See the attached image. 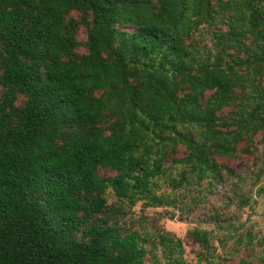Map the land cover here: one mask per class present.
Returning <instances> with one entry per match:
<instances>
[{"label": "trees", "instance_id": "trees-1", "mask_svg": "<svg viewBox=\"0 0 264 264\" xmlns=\"http://www.w3.org/2000/svg\"><path fill=\"white\" fill-rule=\"evenodd\" d=\"M258 133L264 0H0V264H144L117 212L223 180Z\"/></svg>", "mask_w": 264, "mask_h": 264}, {"label": "rangeland", "instance_id": "rangeland-1", "mask_svg": "<svg viewBox=\"0 0 264 264\" xmlns=\"http://www.w3.org/2000/svg\"><path fill=\"white\" fill-rule=\"evenodd\" d=\"M76 39V50L84 52L82 26ZM188 41L203 56L212 44L211 28L200 25ZM259 137L248 147L241 143L231 158L215 156L231 170L221 172L223 180L179 192L174 204L145 206L138 201L117 212L121 223L147 238L142 241L144 264H264V143ZM182 154L177 145L174 156ZM163 163H169L167 157ZM106 202L115 203L111 191ZM195 232L206 235V244L195 239ZM159 235L166 238L163 244Z\"/></svg>", "mask_w": 264, "mask_h": 264}]
</instances>
